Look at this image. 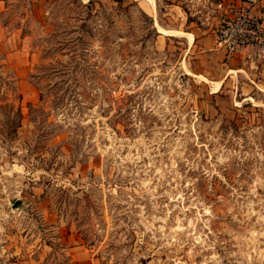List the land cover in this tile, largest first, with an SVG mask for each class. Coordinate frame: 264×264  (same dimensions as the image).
<instances>
[{"label": "rangeland", "instance_id": "obj_1", "mask_svg": "<svg viewBox=\"0 0 264 264\" xmlns=\"http://www.w3.org/2000/svg\"><path fill=\"white\" fill-rule=\"evenodd\" d=\"M0 1V264H264L263 78L186 34L225 0Z\"/></svg>", "mask_w": 264, "mask_h": 264}, {"label": "built area", "instance_id": "obj_2", "mask_svg": "<svg viewBox=\"0 0 264 264\" xmlns=\"http://www.w3.org/2000/svg\"><path fill=\"white\" fill-rule=\"evenodd\" d=\"M245 7L225 21L217 30L216 42L228 57H233L246 49L264 52V21L260 12V0H242ZM216 8L222 12L227 9L226 2Z\"/></svg>", "mask_w": 264, "mask_h": 264}, {"label": "crops", "instance_id": "obj_3", "mask_svg": "<svg viewBox=\"0 0 264 264\" xmlns=\"http://www.w3.org/2000/svg\"><path fill=\"white\" fill-rule=\"evenodd\" d=\"M1 2L2 1H0V3ZM225 2L227 4V9L223 13L227 20L231 19L238 10L245 7V3L242 0H225ZM260 3L262 4L263 1ZM261 4L260 8L262 6ZM260 12L264 21V12H262V10H260ZM186 34H191L193 36V47L197 49L201 61L209 65H215L218 68L226 66L229 72L234 71L233 67L236 61L239 64L244 63L246 66L249 65L250 68L255 67L258 71L257 74L263 78V82L260 83H264V52L261 50L246 49L233 57H228L226 52L218 47L216 33L213 27L207 29L199 26ZM228 74L226 76H228Z\"/></svg>", "mask_w": 264, "mask_h": 264}, {"label": "trees", "instance_id": "obj_4", "mask_svg": "<svg viewBox=\"0 0 264 264\" xmlns=\"http://www.w3.org/2000/svg\"><path fill=\"white\" fill-rule=\"evenodd\" d=\"M95 0H90L88 5H86L87 8L91 7V5H93ZM116 2H118L119 4H122L123 3V0H115ZM17 81V79L15 78V82ZM14 82V84H15ZM4 110H6V108H4ZM1 114L2 116H6L5 112L4 111H1Z\"/></svg>", "mask_w": 264, "mask_h": 264}, {"label": "bare ground", "instance_id": "obj_5", "mask_svg": "<svg viewBox=\"0 0 264 264\" xmlns=\"http://www.w3.org/2000/svg\"><path fill=\"white\" fill-rule=\"evenodd\" d=\"M147 1H149V2H151V3H155V1L154 0H147ZM170 35H173V34H170ZM176 35V34H175ZM193 43V39H190V44H192ZM220 85V84H219ZM220 87V86H219ZM217 88H218V86H217Z\"/></svg>", "mask_w": 264, "mask_h": 264}]
</instances>
